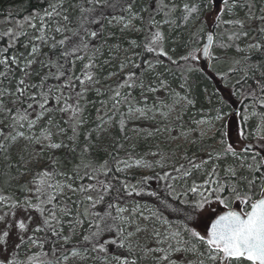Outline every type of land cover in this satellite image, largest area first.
I'll return each mask as SVG.
<instances>
[{"label":"snow or ice","instance_id":"snow-or-ice-1","mask_svg":"<svg viewBox=\"0 0 264 264\" xmlns=\"http://www.w3.org/2000/svg\"><path fill=\"white\" fill-rule=\"evenodd\" d=\"M0 264H264V0L9 10Z\"/></svg>","mask_w":264,"mask_h":264},{"label":"trees","instance_id":"trees-1","mask_svg":"<svg viewBox=\"0 0 264 264\" xmlns=\"http://www.w3.org/2000/svg\"><path fill=\"white\" fill-rule=\"evenodd\" d=\"M35 0H33V4ZM28 7V0H0V20L4 18L9 10L21 9ZM95 112H93L94 114ZM155 186V181H153Z\"/></svg>","mask_w":264,"mask_h":264},{"label":"rangeland","instance_id":"rangeland-1","mask_svg":"<svg viewBox=\"0 0 264 264\" xmlns=\"http://www.w3.org/2000/svg\"><path fill=\"white\" fill-rule=\"evenodd\" d=\"M94 115H95V113H94ZM238 122H239V117H236V119L232 121V128H233V131H232V137H233V139H235V131H234V129H235V126H236V124H237ZM179 143H180V142L177 141V142H175V143L169 145V146H168V150L171 151V149H172V148H175L176 145L179 144Z\"/></svg>","mask_w":264,"mask_h":264}]
</instances>
